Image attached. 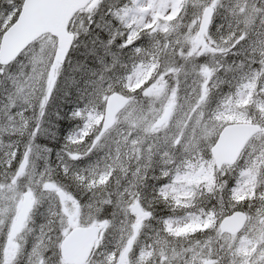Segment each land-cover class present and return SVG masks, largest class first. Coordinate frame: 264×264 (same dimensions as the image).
<instances>
[{
	"label": "snow or ice",
	"instance_id": "snow-or-ice-1",
	"mask_svg": "<svg viewBox=\"0 0 264 264\" xmlns=\"http://www.w3.org/2000/svg\"><path fill=\"white\" fill-rule=\"evenodd\" d=\"M0 264H264V0H0Z\"/></svg>",
	"mask_w": 264,
	"mask_h": 264
}]
</instances>
